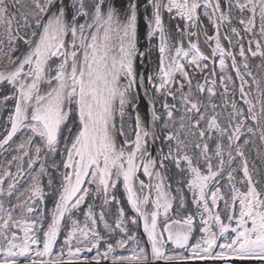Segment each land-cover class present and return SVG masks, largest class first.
<instances>
[{
	"label": "snow or ice",
	"instance_id": "1",
	"mask_svg": "<svg viewBox=\"0 0 264 264\" xmlns=\"http://www.w3.org/2000/svg\"><path fill=\"white\" fill-rule=\"evenodd\" d=\"M252 148L264 0H0V264H264Z\"/></svg>",
	"mask_w": 264,
	"mask_h": 264
},
{
	"label": "rangeland",
	"instance_id": "2",
	"mask_svg": "<svg viewBox=\"0 0 264 264\" xmlns=\"http://www.w3.org/2000/svg\"><path fill=\"white\" fill-rule=\"evenodd\" d=\"M153 68V65H150V71L152 70ZM237 99H239L238 97V94H237ZM159 107V105H158ZM4 155H8L7 153H5ZM248 156H249V163H250V166L252 164H255L257 165V167L261 168V169H264V161H261L257 155H256V148H252L250 150V152L248 153ZM4 159V156H0V161H2ZM143 179H146L145 177H142ZM26 179V178H25ZM45 181H46V178H45ZM176 183H175V179H173L172 181V191L173 193L175 194V188H176ZM186 191V190H185ZM191 199L190 195H189V200Z\"/></svg>",
	"mask_w": 264,
	"mask_h": 264
},
{
	"label": "water",
	"instance_id": "3",
	"mask_svg": "<svg viewBox=\"0 0 264 264\" xmlns=\"http://www.w3.org/2000/svg\"><path fill=\"white\" fill-rule=\"evenodd\" d=\"M141 31L142 32L144 31L143 21H141ZM150 65L145 70V75H147V73L150 71ZM141 113H142V116H144L145 120H147L148 117L146 115V104H145L144 99H143V91L142 90H141ZM103 264H107V262H103ZM189 264H211V262L192 261V262H189ZM217 264H218V262H217Z\"/></svg>",
	"mask_w": 264,
	"mask_h": 264
},
{
	"label": "flooded vegetation",
	"instance_id": "4",
	"mask_svg": "<svg viewBox=\"0 0 264 264\" xmlns=\"http://www.w3.org/2000/svg\"><path fill=\"white\" fill-rule=\"evenodd\" d=\"M209 31L211 32L212 30H211V28H209ZM203 39V37H201V40ZM225 44L227 43L226 41L224 42Z\"/></svg>",
	"mask_w": 264,
	"mask_h": 264
},
{
	"label": "trees",
	"instance_id": "5",
	"mask_svg": "<svg viewBox=\"0 0 264 264\" xmlns=\"http://www.w3.org/2000/svg\"><path fill=\"white\" fill-rule=\"evenodd\" d=\"M217 71H219L218 69H217ZM232 75L234 76V73H232ZM237 84H239V81H237ZM238 94V93H237ZM238 97H239V95H238Z\"/></svg>",
	"mask_w": 264,
	"mask_h": 264
},
{
	"label": "bare ground",
	"instance_id": "6",
	"mask_svg": "<svg viewBox=\"0 0 264 264\" xmlns=\"http://www.w3.org/2000/svg\"><path fill=\"white\" fill-rule=\"evenodd\" d=\"M147 179V178H146Z\"/></svg>",
	"mask_w": 264,
	"mask_h": 264
}]
</instances>
